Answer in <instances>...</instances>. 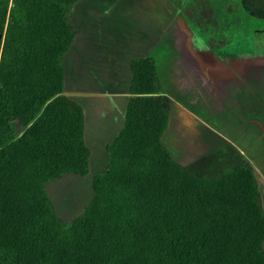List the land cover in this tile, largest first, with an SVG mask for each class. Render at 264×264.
Returning a JSON list of instances; mask_svg holds the SVG:
<instances>
[{"label": "trees", "instance_id": "1", "mask_svg": "<svg viewBox=\"0 0 264 264\" xmlns=\"http://www.w3.org/2000/svg\"><path fill=\"white\" fill-rule=\"evenodd\" d=\"M83 0H0V264H264L251 168L218 180L176 164L170 104L152 58L131 62L130 99L94 199L65 228L46 187L87 177L83 109L64 96L63 59Z\"/></svg>", "mask_w": 264, "mask_h": 264}, {"label": "rangeland", "instance_id": "2", "mask_svg": "<svg viewBox=\"0 0 264 264\" xmlns=\"http://www.w3.org/2000/svg\"><path fill=\"white\" fill-rule=\"evenodd\" d=\"M82 4L69 13L76 36L65 57V89L129 94L131 61L152 58L170 104L162 143L174 162L209 180L251 168L264 213V0ZM123 100H84L95 112L89 123L99 126L89 143L90 173H68L46 187L65 228L94 199V176L107 172L105 145L121 128L115 107L122 110Z\"/></svg>", "mask_w": 264, "mask_h": 264}, {"label": "crops", "instance_id": "3", "mask_svg": "<svg viewBox=\"0 0 264 264\" xmlns=\"http://www.w3.org/2000/svg\"><path fill=\"white\" fill-rule=\"evenodd\" d=\"M86 0H83V4L81 6H83L85 4ZM79 4V5H80ZM78 6V5H77ZM76 6V7H77ZM72 47V45H71ZM70 47V48H71ZM69 51V50H68ZM68 53V52H67ZM67 55V54H66ZM65 55V57H66ZM64 57L63 59V68H66L65 66L66 65V58ZM69 57V56H68ZM132 62V61H131ZM130 66H131V63H130ZM65 74V72H64ZM133 76V75H132ZM133 79V78H132ZM64 80H65V77H64ZM65 82V81H64ZM131 84H132V81H131ZM131 89V87H130ZM64 96L71 102H73L74 104H77L79 105L82 109H83V112H84V119H85V131H84V139H85V142L87 144V146L89 147L90 149V145L89 143H95L97 142L96 140V130L98 129L99 126H95L93 123H89V117L91 116V108L89 107V103L90 102H84L85 99H104L106 97H110L111 100H116V99H126V100H123L122 101V107L123 109L121 110V108L119 107H115V111L117 113V115L120 113L121 114V117H122V125H121V128L117 130L115 136H114V139L119 135L120 131L122 130L123 128V125H124V120H125V114H126V110H127V106H128V102H129V99H130V90H129V94L127 91L123 92L122 94L121 93H118L116 92L115 90H106L105 93H98V92H88V91H84V90H75V91H68L65 89V86H64ZM118 101V100H117ZM88 103V104H87ZM115 103V102H114ZM121 110V111H120ZM91 111V112H90ZM98 112L96 113H100L99 110H97ZM93 114L95 112H92ZM113 139V140H114ZM112 140V141H113ZM111 141V142H112ZM107 143V145H105V149L107 151V146L111 143ZM91 151V156L93 154L92 150L90 149ZM91 158V157H90ZM172 158V157H171Z\"/></svg>", "mask_w": 264, "mask_h": 264}]
</instances>
